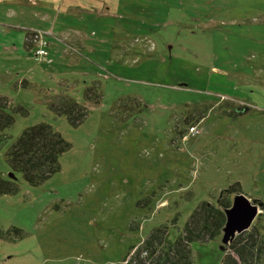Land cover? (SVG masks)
<instances>
[{"label": "rangeland", "instance_id": "374dc122", "mask_svg": "<svg viewBox=\"0 0 264 264\" xmlns=\"http://www.w3.org/2000/svg\"><path fill=\"white\" fill-rule=\"evenodd\" d=\"M56 9L53 35L78 37L47 36L41 58L24 48V31L0 29V96L26 111L0 142V178L15 185L0 195V264L116 263L160 225L173 239L199 203L236 182L255 210L246 229L264 246V207L251 201L264 204V0H59ZM91 85L97 103L83 97ZM62 96L86 108L83 122L49 107ZM39 123L69 148L58 172L29 186L9 177L5 154ZM235 198L219 236L190 245L192 264H221L243 230Z\"/></svg>", "mask_w": 264, "mask_h": 264}, {"label": "trees", "instance_id": "16d2710c", "mask_svg": "<svg viewBox=\"0 0 264 264\" xmlns=\"http://www.w3.org/2000/svg\"><path fill=\"white\" fill-rule=\"evenodd\" d=\"M34 32H27L26 46H32ZM95 85L84 89V99L97 103L100 100L99 88ZM49 107L64 115L69 123L77 125L84 121L87 111L70 96L49 102ZM26 114L20 106L14 107L10 101L0 96V142L5 139V131L14 122V114ZM69 148L68 143L51 126L39 123L26 128L5 154L6 162L13 173H20L29 186H37L59 171V156ZM15 192L12 181L0 178V195ZM241 194L236 182L219 192L211 203L203 201L190 214L182 231L173 239L168 228L160 225L138 244L130 246L123 258L112 264H192L190 245L194 242L213 241L225 227L226 210L232 207L231 197ZM252 203L264 207L258 200ZM3 235L0 229V238ZM262 236L255 231L243 230L225 246L221 264H258L264 246Z\"/></svg>", "mask_w": 264, "mask_h": 264}, {"label": "crops", "instance_id": "0c3cea01", "mask_svg": "<svg viewBox=\"0 0 264 264\" xmlns=\"http://www.w3.org/2000/svg\"><path fill=\"white\" fill-rule=\"evenodd\" d=\"M58 1L59 0H0V29L3 31H24L23 46L27 51L32 48L35 49L33 45L30 48H27L26 46L27 32H39L43 38L45 37L44 40L47 42V46L49 43L47 36L66 42L69 45L72 42L68 39L72 34L78 37L76 31L71 34L65 31H58L53 35L55 20L58 17L57 13L59 12V10L56 9V3ZM39 8H41L40 11ZM49 13H52V15L50 16ZM52 16H54V19L50 28L49 22L51 23ZM17 18H23L27 22L16 24ZM33 19H37L38 22ZM63 86L66 89L72 88V86L66 85L65 83ZM193 135L194 134L188 133V136L190 137Z\"/></svg>", "mask_w": 264, "mask_h": 264}, {"label": "water", "instance_id": "95a60500", "mask_svg": "<svg viewBox=\"0 0 264 264\" xmlns=\"http://www.w3.org/2000/svg\"><path fill=\"white\" fill-rule=\"evenodd\" d=\"M9 177L11 179H15L14 173L11 172L9 174ZM232 210L236 214V217L233 218V223L235 225H241L243 227V230H246V228L250 225L255 216V210L253 209V205L248 204V199L240 194L236 196Z\"/></svg>", "mask_w": 264, "mask_h": 264}, {"label": "built area", "instance_id": "2783aa9c", "mask_svg": "<svg viewBox=\"0 0 264 264\" xmlns=\"http://www.w3.org/2000/svg\"><path fill=\"white\" fill-rule=\"evenodd\" d=\"M31 43L34 46V55L36 57H43L46 54L47 42L44 38L39 34V32H34ZM195 127H190L188 129V133L193 134L195 132Z\"/></svg>", "mask_w": 264, "mask_h": 264}]
</instances>
